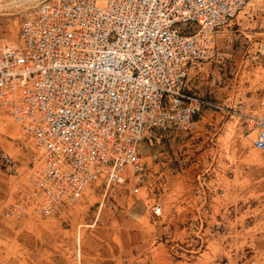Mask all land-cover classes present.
I'll list each match as a JSON object with an SVG mask.
<instances>
[{
	"label": "built area",
	"instance_id": "1",
	"mask_svg": "<svg viewBox=\"0 0 264 264\" xmlns=\"http://www.w3.org/2000/svg\"><path fill=\"white\" fill-rule=\"evenodd\" d=\"M250 0H36L0 46V121L30 145L29 203L44 216L98 182L114 190L146 168L153 129L190 131L198 100L186 69L216 55L214 34ZM264 150V116H249ZM160 153L149 159L157 160ZM0 165L13 167L0 152ZM158 200L150 212L162 213Z\"/></svg>",
	"mask_w": 264,
	"mask_h": 264
},
{
	"label": "rangeland",
	"instance_id": "2",
	"mask_svg": "<svg viewBox=\"0 0 264 264\" xmlns=\"http://www.w3.org/2000/svg\"><path fill=\"white\" fill-rule=\"evenodd\" d=\"M35 1L0 0V46L16 41ZM253 13L264 15V0H250L214 42L238 49L246 63L237 77L247 89L254 75L259 92L264 17ZM241 104L197 113L190 131H152L157 139L139 149L161 155L146 160L141 182L130 175L105 194L93 183L50 216L29 203V143L0 121V152L14 164L0 165V264H264V150L253 148ZM263 113L260 105L251 116ZM152 200L162 206L158 216L145 209Z\"/></svg>",
	"mask_w": 264,
	"mask_h": 264
},
{
	"label": "crops",
	"instance_id": "3",
	"mask_svg": "<svg viewBox=\"0 0 264 264\" xmlns=\"http://www.w3.org/2000/svg\"><path fill=\"white\" fill-rule=\"evenodd\" d=\"M256 17H264L255 15ZM264 14V13H263ZM246 17V16H243ZM235 23H239L235 19ZM215 38H219V35L215 33ZM225 38V37H224ZM216 55L210 59L190 64L186 69L185 86L183 94L186 100L188 97H192L198 100L199 110L197 113H204L209 109L223 110L230 106H235L241 102V108H243L240 114L251 116L253 112H258L260 105L264 107V73L262 75V90L256 92L250 84L255 80V76L248 77L250 82L249 86L244 88L243 81L237 77V74L242 72L240 70L241 65L246 63V59L238 56V49L236 51L231 49V44L227 42L216 43L215 45ZM227 51V52H225ZM235 52V53H234ZM264 68V59L262 60ZM252 87V88H251ZM241 88L246 89L244 93L238 92ZM249 88H251L249 91ZM239 93V94H238ZM264 116V113H263ZM156 129H153L154 131ZM151 131V132H152ZM151 137V133H150ZM157 139L155 137H151ZM145 141L144 144L150 145V138ZM141 159L147 166L146 160H151V154H145L139 149ZM161 155V152H159ZM166 171L159 172L156 176L159 178L161 174H165ZM145 205V204H144ZM147 210V207L145 206ZM150 211V210H149Z\"/></svg>",
	"mask_w": 264,
	"mask_h": 264
}]
</instances>
